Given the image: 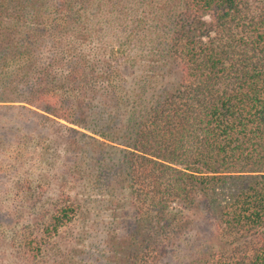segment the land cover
Here are the masks:
<instances>
[{"label":"trees","instance_id":"16d2710c","mask_svg":"<svg viewBox=\"0 0 264 264\" xmlns=\"http://www.w3.org/2000/svg\"><path fill=\"white\" fill-rule=\"evenodd\" d=\"M12 172L32 219L7 240L0 211V240L27 261L95 205L97 254L63 264H264V0H0Z\"/></svg>","mask_w":264,"mask_h":264},{"label":"rangeland","instance_id":"374dc122","mask_svg":"<svg viewBox=\"0 0 264 264\" xmlns=\"http://www.w3.org/2000/svg\"><path fill=\"white\" fill-rule=\"evenodd\" d=\"M8 157L9 153H7L4 158L8 160ZM9 163L12 164V162ZM42 167L37 169L36 172H34V175H32L34 187L38 185L35 183L41 178L40 174L49 173L48 170L42 169ZM17 172H12L11 174H2L5 176V178L2 181L3 184L0 185V211L5 216L4 220L6 222L4 224V229L8 234L7 240L10 239V231L14 227L16 229L17 227H21L22 225L29 223V221L32 219L31 214L33 213L31 207L32 202H30V200H32L30 197L31 192L28 190L23 191L17 185ZM50 178L51 175H49L47 178L49 184L45 187L46 199L44 200H48L52 193L56 192L57 194H61L60 188H58L56 182L52 179L50 180ZM85 184L86 182L83 180H80L75 184L71 183V187L67 189V192L73 196L81 195L80 199L82 200L88 196L89 198L91 197L93 199L100 197L96 194V190H93L92 187L86 188ZM92 207L93 209L89 210L87 214L83 212L80 218H78L70 226L63 229L58 237H55L54 242L56 246L53 247L55 252H49L50 255L46 257L47 262L45 264H63V258L61 254H66L70 251H77L80 253L81 251L91 250V252L97 254L98 251L95 247L99 246L100 238L104 234V232H102V230H104L102 221H106L108 219V214H106L107 212L105 211L104 213L103 211L100 213L99 209L94 208L96 207L95 205H92ZM14 253L15 251L12 247L0 240V264H36L27 261L22 257L20 258L15 256Z\"/></svg>","mask_w":264,"mask_h":264}]
</instances>
